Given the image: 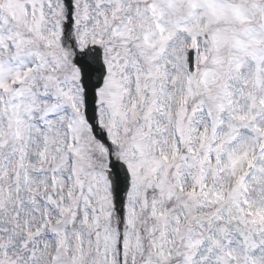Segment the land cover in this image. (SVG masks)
Segmentation results:
<instances>
[{
  "label": "snow or ice",
  "instance_id": "1",
  "mask_svg": "<svg viewBox=\"0 0 264 264\" xmlns=\"http://www.w3.org/2000/svg\"><path fill=\"white\" fill-rule=\"evenodd\" d=\"M0 264H264V0H0Z\"/></svg>",
  "mask_w": 264,
  "mask_h": 264
}]
</instances>
